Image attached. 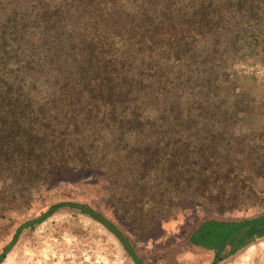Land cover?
Here are the masks:
<instances>
[{"label": "rangeland", "instance_id": "obj_1", "mask_svg": "<svg viewBox=\"0 0 264 264\" xmlns=\"http://www.w3.org/2000/svg\"><path fill=\"white\" fill-rule=\"evenodd\" d=\"M248 1L233 7L222 4L218 42L204 37L202 59L207 63L201 67L216 79L207 98L213 115L197 119L186 132L185 140L191 146L185 147L179 168L171 169L172 164L167 163L151 172L153 195L149 201L154 207L151 211L135 209L142 217L141 228L129 218L138 191L135 180L131 181L137 177H130L129 170L120 178L113 179L110 174V178L100 179L79 165L63 180L32 184L28 175L20 178L21 169H14L10 174L14 177H0V257L24 223L59 203L88 204L103 213L129 237L145 264H211L217 257V245L195 243L202 223L241 222L264 215V0ZM121 4L126 11L127 31L131 27L133 36L147 34L151 21L143 10L146 7L140 9L135 0ZM25 5L23 12L31 13ZM17 21L9 22L0 10V45L5 32L9 53L1 52L0 69L15 88L22 83L36 106L59 96L65 82L72 89L81 75L104 71V64L96 63V58L104 61L100 50L93 58L92 51L82 45V37L72 36L59 23L52 24L44 36L43 26L33 24L32 29L23 13ZM77 25L79 29L80 23ZM185 67V71L197 68ZM201 83L207 85V81L194 80L193 87L184 92L194 91ZM175 97L171 93L168 102L175 103ZM201 125L203 131H197ZM173 136L175 141L180 137ZM135 139L131 137L129 142ZM122 154L126 158L127 153ZM172 155L178 159L179 152L175 149ZM130 158L123 161L125 168L132 167ZM204 168L211 178L198 179L197 173ZM257 235L219 264H264V234ZM0 264L136 263L107 227L66 205L43 222L27 227Z\"/></svg>", "mask_w": 264, "mask_h": 264}, {"label": "trees", "instance_id": "obj_2", "mask_svg": "<svg viewBox=\"0 0 264 264\" xmlns=\"http://www.w3.org/2000/svg\"><path fill=\"white\" fill-rule=\"evenodd\" d=\"M122 1L0 0V10L9 22H18L17 16L23 13L32 25L43 26L44 36L52 24L59 23L72 36L82 37V45L92 51L93 58L97 50L104 57V61L96 58L97 64H104L102 73L81 75L72 89L65 82L59 96L39 106L22 83L15 88L7 81L4 69H0V177L12 178L14 169H21L20 178L28 175L32 184L40 181L50 184L63 180L79 165L100 179H108L110 174L113 179L120 178L123 171L129 170L130 177H137L131 181L135 180L134 187L138 188L134 212L129 218L141 228L142 217L136 215L135 209L151 211L154 207L149 201L153 195L151 172L167 163L172 164L171 169L176 165L179 168L185 147L191 146L185 140L186 132L197 119L213 115L207 98L216 79L203 69L207 63L202 59L204 37L218 42L222 4L233 7L237 2L244 5L249 1L135 0L140 9L146 7L143 10L151 21L147 34L135 36L131 27L127 31ZM25 4L32 9L31 13L23 12ZM5 35L3 32L0 54L2 51L9 54ZM189 65L197 68L185 71ZM194 80L207 81V85L201 83L194 91L185 93L184 89L191 87ZM171 93L176 95L175 103L168 102ZM162 108L163 115L159 116ZM202 125L197 131H203ZM175 134L180 136L177 141ZM154 136L165 141H157ZM131 137L136 138L133 143L129 142ZM142 137L148 140L143 141ZM175 149L179 152L178 159L172 155ZM123 152L127 153L126 158H122ZM129 156L132 167L125 168L123 161ZM206 171L204 168L197 173L198 179L211 178L205 175ZM122 203L120 200L119 204ZM66 205L102 223L117 236L136 264H145L129 237L114 222L83 203L53 205L40 217L24 223L4 249L0 262L27 227L43 222ZM258 232L264 234V215L241 222L210 220L197 229L195 243L205 247L216 244L218 253L211 264H219L249 239L254 240Z\"/></svg>", "mask_w": 264, "mask_h": 264}]
</instances>
